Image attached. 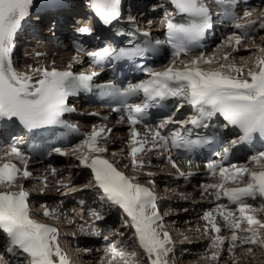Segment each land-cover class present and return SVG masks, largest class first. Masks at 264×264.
I'll return each instance as SVG.
<instances>
[{"label":"snow or ice","instance_id":"snow-or-ice-1","mask_svg":"<svg viewBox=\"0 0 264 264\" xmlns=\"http://www.w3.org/2000/svg\"><path fill=\"white\" fill-rule=\"evenodd\" d=\"M33 4L34 0H0V123L18 122L28 132L62 125L64 114L75 110L69 106V98L78 92L90 91L94 78L99 75L96 71L76 74L72 64L68 65V70L61 71L54 63L50 68H30L31 75L16 71L13 55L17 36ZM89 4L94 16L104 25H111L121 16L122 0H89ZM169 4L174 12L165 10L161 21L165 39L156 40L155 47L150 40L146 41L145 47H103L98 51H85L83 47H78L77 55L87 56L93 65L99 67L106 61L132 60L142 57L145 52L159 51L161 45L167 46L172 59L167 66H162V71L140 66L139 70L148 79L128 83L124 87L111 83L98 86L100 96L114 102L111 110L119 114L120 121L127 117L132 145L129 155L133 166L137 165L139 153L156 151L161 157L166 156L168 163L179 171L173 156L185 159L191 166L194 163L192 152L210 146L211 156L218 160L209 159L204 167L212 177L218 178L219 183L202 187L217 200L223 196L227 198L228 205L234 206V209L224 204L217 207L231 233L227 250L233 257V264H236V248L248 254L253 253L252 246L264 251V233L257 230V226L264 229V221L250 214L264 211V151L251 155L246 164L224 166V161L228 160L237 145L251 144L257 136L264 138V47L254 45L260 55L246 75L244 68L232 63L234 57L227 53L221 58H205L201 52L185 62L182 57L201 48V41L212 27L211 14L203 0H169ZM218 6L234 30L225 36L218 48L227 46L238 51L239 46L251 39L258 29H264V11H261L258 20H252L247 19L253 15L251 10L238 17L232 10V0H218ZM174 17H180V21ZM239 19L246 22L239 23ZM76 31L81 36H90L92 28L80 26ZM72 60L83 63L76 56ZM214 62L219 64L218 68H201L202 63L211 65ZM135 98H140V103H135ZM169 100L177 102L176 111L185 105L190 107L193 112L191 118L176 120L173 114L158 123L155 129L148 128L145 124L148 109L164 108ZM221 119L220 127L238 130L235 139L225 141L199 131L216 127L214 122ZM138 124L147 128L144 138L139 141L137 137L140 134L135 129ZM169 125L178 127L169 129ZM102 133L103 129L94 128L90 135L67 151L79 153L78 166L90 170L93 187L98 190L101 201L122 210L125 217L123 227L131 230V238L140 249L138 253L135 248L129 251L110 243L106 250L111 257L108 264H138L137 257L141 255L146 258L145 264H168L171 240L167 232L160 231L163 224L156 196L135 178L130 179L119 171L114 162L103 157L107 149L99 144ZM137 144L140 146H135ZM67 151L52 147L46 154L64 156ZM11 158L26 161L31 157L14 144L7 147L0 144V160L6 161L0 163V189H3L0 190V239H7L8 254L22 257L20 264H69L60 248L57 229L32 218L28 193L23 186L18 191L12 190L19 179H29L31 173L26 164L21 173ZM139 166L143 167V164ZM253 167L260 170L254 171ZM229 182L243 184V187L228 188L226 185ZM248 200H259V206L248 203ZM93 214L101 218L98 213ZM44 215L51 213L45 211ZM203 219L217 234L210 241L209 248L214 251L208 259L218 261L225 238L219 235L221 229L212 212H205ZM207 231L206 228L205 233ZM246 245L249 247L245 248ZM0 264H9L2 254Z\"/></svg>","mask_w":264,"mask_h":264},{"label":"bare ground","instance_id":"bare-ground-1","mask_svg":"<svg viewBox=\"0 0 264 264\" xmlns=\"http://www.w3.org/2000/svg\"><path fill=\"white\" fill-rule=\"evenodd\" d=\"M44 0H38V1H36L35 2V4H33V6L34 5H36V4H40L41 2H43ZM144 1V0H143ZM264 1V0H263ZM151 4H154V3H151ZM129 5H130V7L132 6L134 9H135V14H134V10L133 9H131L130 7V13H132V16L134 15L135 16V18L136 17H138V19H139V23H141L140 22V13L141 12H139L138 10H137V4L135 3V0H129ZM139 6H142V5H139ZM33 8V7H32ZM152 8H156V6L155 7H153L152 6ZM78 12L77 11H73V14H77ZM61 15V14H60ZM139 15V16H138ZM259 18V17H258ZM257 18V19H258ZM72 22H74V19H72L71 17H62V18H56V17H53V18H51L49 21H48V25H50L51 27H52V29H57V31H64V30H66L67 29V24H69V23H72ZM261 36V35H260ZM262 38V37H261ZM258 39V38H257ZM250 43H248L247 45H249ZM243 46H245L246 45V43L245 44H242ZM230 49H231V47H230ZM230 51V50H229ZM228 51V52H229ZM241 51H243V49L241 48ZM234 53V52H233ZM219 54H222L221 52L220 53H215V54H213V56H218ZM26 56H27V53H26ZM212 56V55H211ZM220 57H222V56H220ZM24 58H26V57H24ZM185 59V58H184ZM191 60V59H190ZM189 59H185L184 61L185 62H188V61H190ZM236 63H238V62H234V64L236 65ZM245 70V69H244ZM114 144V143H113ZM108 145H110V143H107L105 146H108ZM115 145V144H114ZM104 146V148H106ZM116 146V145H115ZM108 148H112V147H108ZM114 148H116V147H114ZM113 148V149H114ZM122 148H124V146H122V145H120V146H118V150H119V153L120 154H122L123 156H125V159L127 160V161H129V159H127V158H129L130 157V155L128 154H125V150L124 149H122ZM71 153V152H70ZM131 158V157H130ZM140 158V157H139ZM138 157H137V164H140L141 162H142V164L143 163H148L149 161H147V158L146 157H143V158H141V159H139ZM130 161H131V163H132V159H130ZM128 163H130V162H128ZM53 165H54V168L57 170V172H65V169H68L66 172H69V174H68V176L65 178V181H74V182H79V181H81V178H82V176L84 175V172H82V170H81V167H77V165H79V159L78 160H76V158L75 157H73V156H70L69 155V157H67V158H65V159H58V161L57 160H55V162H53ZM161 164H159L158 165V167H161L160 166ZM73 166V167H72ZM157 166V165H156ZM68 167V168H67ZM71 167H72V170H71ZM77 169V170H76ZM69 170H71V171H69ZM252 170H254V171H259V170H256V169H252ZM72 171H74V172H72ZM161 173H163L164 174V176L162 177V176H160V174ZM86 174V173H85ZM151 174H155L154 172H151ZM156 174H158V176H157V181L156 182H158V184L160 185V186H162V187H168V189L169 190H167V191H164V192H162L160 195H161V199H160V205H161V208L163 207L164 208V211H163V213L165 214V216L163 215V216H161V218L163 219H167V217L169 218L170 216H168L169 215V212H170V209L171 208H179V206H181V202H178V201H180V199H183V198H178L180 195H183V194H185V193H187L188 191H191V190H188V188L189 187H186L185 185H181V184H178V183H176V182H174V180L172 179V176L170 175L171 174V172L170 171H166V170H163V171H160V172H157ZM44 175H46V174H44ZM126 175V174H125ZM139 175V174H138ZM137 174H133V176H135L134 178L135 179H137V177H142V175H139L138 176ZM24 183L25 184H27L28 183V181H24ZM79 184V183H78ZM205 185H208V184H203V186H205ZM89 185L88 184H86V186H83V187H78V186H68V187H63V189L65 190V191H69V193L71 194V196H76L75 198H81V199H86V194H89V191H87V189L86 188H89L88 187ZM166 189V188H165ZM202 189H203V187H202ZM161 190V189H160ZM195 192V194H197L198 192H196V191H194ZM193 191L192 192H189V193H191V194H193L194 193ZM29 193H30V197H31V201L32 202H36V203H38V204H40V203H46L47 201V194H41L40 192H34V191H29ZM174 193V194H173ZM202 193H204L202 196H201V198H199V199H197V198H192L191 200H193L192 202H191V204H188V205H185L186 207H183L184 208V210H187L188 208H191V210H192V212H197V210L196 209H198V208H201V207H203V205H204V203H205V201L204 200H206L205 199V197H207L208 198V195H210L209 193H207V192H202ZM177 196V197H176ZM194 197V196H193ZM197 197H199V196H197ZM165 198V200L166 199H169V200H167V201H163V199ZM210 199V198H209ZM209 199H207L208 201H209ZM184 200V199H183ZM183 200H181V201H183ZM210 200H212V201H214L213 199H210ZM93 202H94V200H93ZM93 202H91V205H90V202H87V204H88V206H93ZM50 205H52L51 203H50ZM188 207V208H187ZM50 208H52V206H50ZM162 208V209H163ZM40 208H36V210H33V212L37 215L41 210H39ZM46 209V210H45ZM38 210V211H37ZM42 210H45V211H47V212H49L50 213V209H49V207L47 208V207H45V208H42ZM104 210L106 211L107 209H106V207H104ZM173 212V211H172ZM191 211H190V209L186 212V213H192ZM71 214V218H74L75 219V215L76 214H73V213H70ZM101 214V213H100ZM116 213H114V211L113 210H107L106 212H104L103 214H101V218H91L92 220H93V223H95V224H97L98 226L100 225V226H102V225H108V223H110V222H108L109 220V218H111L110 220H112L113 221V217H114V215H115ZM166 214H168V215H166ZM78 215V214H77ZM259 215V214H258ZM55 218H58L57 217V215L55 216ZM216 219V218H215ZM188 221L186 222V227H187V231L186 232H184L185 230H183V232L182 233H185V234H181L180 232H179V229H177L176 227H172L171 226V224L170 223H177V221H176V219H173V221H165L166 222V225H164L163 224V227L161 228L163 231H161V233H163V232H167L168 234H169V237L171 238L172 236H171V234L172 233H176L175 234V237H176V244L175 245H179L180 247H178V248H176V249H180L179 251H180V254H178L179 256H181V258H180V260H181V264H192V261H187L190 257H192V254H187L188 252H184L183 250H182V246L183 245H186V244H189V243H193V239L192 240H190V241H186V242H183L182 241V239H183V235H191L192 233H191V231L194 229H191L192 228V226L190 225V223H192V222H194V220H195V218H194V220H193V218L191 217V219H187ZM196 220H197V218H196ZM216 221V223H217V226L218 227H220V229H221V226L220 225H218V223H223L222 224V226L224 225V227H225V224H224V221H221V219H218V221L217 220H215ZM114 222V221H113ZM164 222V221H163ZM198 223V222H197ZM66 225L65 224V222L63 221V222H57V226H59V225ZM73 226L75 225V224H72ZM177 225V224H176ZM188 225V226H187ZM82 226V224H78V225H76L75 227H81ZM178 226V225H177ZM191 226V228H189ZM65 228L66 227H70V226H64ZM63 226H62V228H64ZM108 227H110V226H108ZM117 227L118 228H120L119 230L117 229ZM164 227H167L166 228V230H164ZM111 228H112V230H113V232H114V230H117L116 231V234H118V233H123V235H116L115 234V236L114 237H111L110 236V241L107 243V245H105V243H103L105 246H103V250H102V252H100L101 253V255L100 254H98L97 255V258H99V260L97 261L96 259H95V257H94V255H92L91 253L92 252H89V251H87V252H85L86 254L85 255H82V257H80V254L79 253H82V252H80L81 250H83V249H85V248H89V244L91 243V240L88 238V237H83V235H82V237H80L81 239H80V244L78 245V246H75V247H73L72 248V243H70L69 244V241H68V246H70V249L68 248H66V252H65V256L67 257V260H68V262H69V264H108V260L109 259H111V257L107 254V248H108V246H109V244L111 243V244H115L118 248H120V249H128L129 251H131L132 250V248H135L136 249V251L139 253V250H138V248L136 247V245H134L133 246V244H132V241L133 240H131V233L130 232H128V230H130V229H128V228H126V227H123V224L121 225V226H114V225H111ZM57 229H58V231L61 233V235L63 234V236L64 235H71V234H73V233H75V234H77L76 233V231L75 230H73V229H71V227H70V230H72V231H74V232H70V231H68L67 230V228L66 229H64V230H61L60 231V228H58L57 227ZM170 231H169V230ZM84 232H82L81 234H83ZM105 235H106V233H104ZM111 234V233H110ZM110 234H108L107 236H109ZM60 235V236H61ZM74 235V234H73ZM97 235H100V233H98ZM101 235H103V233L101 234ZM58 237H59V235H58ZM62 237V236H61ZM74 237V236H73ZM106 237V236H105ZM104 237V235H103V238H105ZM60 238V237H59ZM174 239V238H173ZM60 240V239H59ZM227 240H229V238L227 239ZM61 243V244H60ZM64 243V244H63ZM65 243H67V241L65 240L64 241V239L63 238H61V240L59 241V245H60V247H62L63 248V246H65L66 247V245H65ZM171 243H172V240H171ZM171 243L168 245V246H170L171 247ZM195 243H197V245H195L196 247H198V246H200V242H195ZM200 243V244H199ZM227 243H228V241H227ZM226 242H225V244H227ZM174 245V244H173ZM193 245H189V246H187V249H190L191 247H192ZM100 247V246H99ZM102 247V246H101ZM186 249V248H185ZM256 249V248H255ZM6 249H4V248H0V254H2V255H4V257H5V259L7 260V261H9V264H20V263H18V261H19V257H13V256H11V255H7L6 254ZM83 251H85V250H83ZM172 251V250H171ZM178 251V252H179ZM106 252V253H105ZM245 252V251H244ZM172 253H174L173 251H172ZM95 254V253H94ZM170 254V253H169ZM226 254H229L228 253V250L226 249V247H224L223 248V251H221V253H220V259L223 257V255H226ZM175 255V257H176V254H174ZM204 255V254H203ZM202 255V256H203ZM212 255V253L210 254H205V258H207V257H210ZM226 257H229V255H227ZM201 258V257H200ZM244 258V257H243ZM95 259V260H94ZM142 259H143V256L141 255V256H138L137 257V260H138V264H144L143 263V261H142ZM168 264H173L172 263V259H171V257L170 256H168ZM219 259V260H220ZM18 260V261H17ZM183 260V261H182ZM194 260V259H193ZM208 260V259H207ZM218 260V261H219ZM174 261V260H173ZM212 262H210V264H213V263H215V261L214 260H211ZM218 261H216V264L218 263ZM193 263H195V262H193ZM228 263V262H227ZM201 264V263H200ZM222 264H224V263H222Z\"/></svg>","mask_w":264,"mask_h":264},{"label":"rangeland","instance_id":"rangeland-1","mask_svg":"<svg viewBox=\"0 0 264 264\" xmlns=\"http://www.w3.org/2000/svg\"><path fill=\"white\" fill-rule=\"evenodd\" d=\"M36 1H38V0H36ZM35 4V3H34ZM141 5V4H140ZM132 7V6H131ZM130 7V8H131ZM131 9H133L134 10V14H135V9L132 7ZM257 9H260V12L259 13H255L256 11L255 10H257ZM254 11L255 12H253V14L255 13V15H253L252 16V18H254L255 17V20H258L259 18V15H260V13H261V11H264V4H261L260 6H258V7H256L255 9H254ZM139 16V15H138ZM140 18H141V16H140ZM258 18V19H257ZM132 19H134V20H137V21H139V19H138V17H136L135 18V16L133 15L132 16ZM141 22V21H140ZM261 35V36H260ZM262 37V38H261ZM258 38V39H257ZM246 43V45L245 46H243L242 44H245ZM248 43H250L249 45H247ZM240 46H239V50L238 51H233V49L231 48L230 49V47L228 48V49H226L225 51H222L221 53L222 54H225V53H227V54H229L230 56H232V57H234V59L231 61L232 63H234V62H238V63H236V65L237 66H240V67H242V68H244L245 70L247 69V66H252L254 63H255V61H256V59H257V56H259L260 55V53L257 51V48L256 47H254V45H256V46H260V47H264V29H258L257 30V32L256 33H254L253 35H252V38L251 39H249V40H246L244 43H242ZM241 48L243 49V51H241ZM218 49V47L215 49V51ZM230 50V51H229ZM215 51H214V53L212 52L211 53V55L212 54H215ZM229 51V52H228ZM234 52V53H233ZM218 53H220V52H218ZM217 54V53H216ZM222 54H219L218 56H216L217 58H221L220 56H223ZM209 57H211V56H209ZM208 57V58H209ZM202 66H203V68H209V67H211V68H216V67H219V64L218 63H216V62H214L213 64H211V65H205V64H202ZM244 70V71H245ZM106 147V149L108 150H110V151H113L112 149L114 148V147H116L114 144H112V143H110V145H108V146H105ZM108 147H112V148H108ZM115 149V148H114ZM111 155H108L107 156V158H109V159H114V163H120V165L123 167V164H126L125 162H128L126 159H125V156H123L122 154H120V155H117V153L115 154V152L114 153H110ZM71 155V154H70ZM79 156V153H74L73 154V157H75V158H77ZM104 156H105V154H104ZM137 166H139V165H136V166H132L131 168L133 169V168H137L136 170H135V172L134 173H132V175L133 174H139V175H142V177H137V181L139 180L140 182V185L141 186H143V187H146V188H149V187H147L149 184H150V186L151 185H153V186H151V188H153L154 186H156L155 184L157 183L158 184V182H156L157 181V176H158V174H156L157 172H160V171H163V168L162 167H160V168H158L157 170H154V171H149V170H146V169H142L143 167H137ZM125 167H126V165H125ZM253 169H256V170H260V169H258V168H253ZM153 170V169H152ZM165 170V169H164ZM83 172V171H82ZM151 172H154L155 174H151ZM129 173L130 172H126V175H129ZM148 173V174H147ZM149 173L152 175V179L150 178V176H149ZM138 175V176H139ZM160 176H161V174H160ZM162 177H163V175H162ZM246 179V178H245ZM141 180H143V182L141 183ZM83 181H85V176L83 175L82 176V178H81V181H79V182H83ZM149 181H152L153 183H149ZM146 182V183H145ZM143 183H145V184H143ZM87 184V183H86ZM160 189H159V191L160 192H158L159 194V196L161 197V193L162 192H164V191H167V190H169L168 189V187H162V186H160L159 187ZM164 188H166L165 190H164ZM188 190H191V191H188L187 193H185V194H183V195H180L178 198H183V199H180V201H178V202H181V206H179V208H171L170 209V212H169V215L168 214H166V215H168V216H170L169 218L167 217V219L165 220L164 218L162 219V224H164V225H166V222L165 221H173V219H176V221H177V225L175 224V223H170L171 224V226L172 227H176L177 229H179V232L181 233V234H185V233H182L183 232V230H185L184 232H186L187 230V227H186V222L188 221L187 219H191V217L193 218V220H194V218H195V220H194V222H192V223H190V225L192 226V228H191V226L189 227V228H191V229H193L192 231H191V235H183V239H182V241L183 242H186V241H190V240H194L193 241V243H189V244H186V245H183L182 246V250L186 253V252H188L187 254H192V257H190L187 261H192V264H210V262H212L211 261V259H208V257L207 258H205V254H211L212 253V251H214V249H210L209 248V244H210V241H211V239L215 236V235H217L216 233H213L212 232V230H211V224L210 223H208V221H206V220H204L203 219V217H204V214H205V212H212V214H213V217L214 218H216L215 220H217L218 221V219H221V221H223V219H222V217L219 215V213L218 212H216V211H213V210H215V207H212V206H209L205 211H202L201 213H197V212H192V210H191V208H188L187 210H184V208L183 207H186L185 205H188V204H191V202L193 201V200H191L192 198H197V199H199L200 197H197V196H199V193H197V194H195V190L194 189H189L188 188ZM201 190H202V192H204V188L202 189L201 188ZM194 192L193 194H191V193H189V192ZM174 194V193H173ZM158 195L156 196V197H158ZM194 196V197H193ZM177 197V196H176ZM161 198H159V200H160ZM167 200H169V199H166L165 200V198L163 199V201H167ZM181 200H183V201H181ZM190 200H191V202H190ZM259 203H260V201L258 200V203H254V206H259ZM104 205H105V203H103ZM160 205V204H159ZM204 205H206V203H204ZM203 205V206H204ZM104 207L105 206H102L101 205V207L100 208H102V209H104ZM161 207V205L159 206V208ZM205 207V206H204ZM203 207V208H204ZM159 208H158V212H160V210H159ZM163 208V207H162ZM36 209V208H35ZM42 209V208H41ZM190 209V211L192 212V213H186L188 210ZM34 210V209H33ZM108 210H111V208H108ZM113 210V209H112ZM105 211V210H104ZM107 211V210H106ZM114 211V213H117L115 210H113ZM163 211H164V208H163V210H162V212L161 213H159V215H160V217L161 216H165V214L163 213ZM173 211V212H172ZM218 211L220 212V209H218ZM250 214H252V215H254V216H256L258 219H260V220H262V221H264V211H256V212H253V213H250ZM259 214V215H258ZM38 215V214H37ZM114 219H113V221L112 220H110L111 218H109L108 220V222H110V223H108L110 226L111 225H114L115 227L116 226H121L122 224H123V222H121L120 220H118L117 219V217L114 215V217H113ZM196 218H197V220H196ZM38 220V219H37ZM164 221V222H163ZM186 221V222H185ZM46 223H47V221H45ZM118 222V223H117ZM119 222H121V223H119ZM198 222V223H197ZM49 223V222H48ZM57 223V222H56ZM116 224H118V225H116ZM222 224L223 223H218V225H220L221 226V231H220V233H219V235H221V236H223L224 238H225V242L227 243V241H229L230 240V235H231V233H230V231H229V229L227 228V227H224V225L222 226ZM108 225V226H109ZM62 226L64 227V226H66V225H59V226H57L58 228H60V231L61 230H64V229H66V228H68V227H64V228H62ZM188 226V225H187ZM166 228L167 227H164V230H166ZM208 229V231H207V233H205V229ZM117 229L119 230L120 228H118L117 227ZM68 231H70V232H74V231H72V230H70V228L69 229H67ZM75 231H76V229H74ZM169 230V229H168ZM257 230L258 231H260L261 233H264V229H260L258 226H257ZM116 231L117 230H114V232H112L111 234H110V236L111 237H114L115 236V234H116ZM160 231H163L162 229H160ZM170 231V230H169ZM128 232H130L131 233V230H128ZM175 234L176 233H172V237L170 238V239H172V240H176V237H175ZM116 235H118V234H116ZM131 236V235H130ZM174 238V239H173ZM229 238V240H227ZM60 240H61V238H59ZM59 240V241H60ZM131 240H133L132 238H131ZM0 241H1V239H0ZM200 242L199 244H200V246H198V247H196L195 245H197V243H195V242ZM108 243V242H107ZM107 243L105 242V245H107ZM132 244H133V246L134 245H136L135 244V242L134 241H132ZM104 245V246H105ZM189 245H193L190 249H187V246H189ZM136 247L138 248V246L136 245ZM174 253H172V251H170V254H169V256L171 257V259H172V263L173 264H181V260H180V258H181V256H179L178 254H180V249L178 250V249H176V248H178V247H180L179 245H173V243H171V247L170 246H168ZM224 247H226V249H228V243L227 244H225L224 245ZM245 248H247V247H249V246H244ZM253 247V253L252 254H248L246 251L244 252V250H242L241 248H236L234 251H235V256H234V259H235V262H236V264H264V251H262V250H260V249H258V248H256L255 246H252ZM1 248H5V247H1ZM102 248V247H101ZM186 248V249H185ZM256 248V249H255ZM104 249V248H103ZM138 250H139V252H140V249L138 248ZM179 251V252H178ZM87 252V251H86ZM106 253V252H105ZM98 254H100L101 255V253H95V254H93L94 255V257H95V259L97 260H99V258H97V255ZM174 254H176V257H175V255ZM204 254V255H203ZM203 255V256H202ZM227 255H229V254H226V255H223V257L218 261V263L217 264H222V263H224V264H233V257H226ZM201 257V258H200ZM244 257V258H243ZM21 259H23L22 257H19V261H18V263H20V260ZM94 259V260H95ZM145 257H143V259H142V261H143V263L145 264ZM194 259V260H193ZM208 259V260H207ZM97 260V261H98ZM174 260V261H173ZM183 261V260H182ZM193 262H195V263H193ZM228 262V263H227ZM84 264V263H83ZM191 264V263H190ZM213 264H216V261H215V263H213Z\"/></svg>","mask_w":264,"mask_h":264}]
</instances>
